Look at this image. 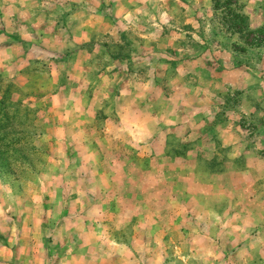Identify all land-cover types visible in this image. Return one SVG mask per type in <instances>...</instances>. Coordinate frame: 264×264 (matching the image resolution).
Listing matches in <instances>:
<instances>
[{
	"label": "rangeland",
	"instance_id": "1",
	"mask_svg": "<svg viewBox=\"0 0 264 264\" xmlns=\"http://www.w3.org/2000/svg\"><path fill=\"white\" fill-rule=\"evenodd\" d=\"M0 264H264V0H0Z\"/></svg>",
	"mask_w": 264,
	"mask_h": 264
},
{
	"label": "crops",
	"instance_id": "2",
	"mask_svg": "<svg viewBox=\"0 0 264 264\" xmlns=\"http://www.w3.org/2000/svg\"><path fill=\"white\" fill-rule=\"evenodd\" d=\"M234 84V83H233ZM215 87H217V85H215ZM195 105H198L197 103H195ZM224 135H227V134H224ZM237 136H240V135H237Z\"/></svg>",
	"mask_w": 264,
	"mask_h": 264
}]
</instances>
